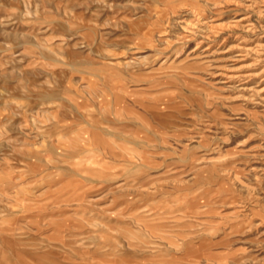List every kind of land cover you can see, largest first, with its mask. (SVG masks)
I'll return each instance as SVG.
<instances>
[{
    "label": "rangeland",
    "instance_id": "1",
    "mask_svg": "<svg viewBox=\"0 0 264 264\" xmlns=\"http://www.w3.org/2000/svg\"><path fill=\"white\" fill-rule=\"evenodd\" d=\"M0 264H264V0H0Z\"/></svg>",
    "mask_w": 264,
    "mask_h": 264
},
{
    "label": "bare ground",
    "instance_id": "2",
    "mask_svg": "<svg viewBox=\"0 0 264 264\" xmlns=\"http://www.w3.org/2000/svg\"><path fill=\"white\" fill-rule=\"evenodd\" d=\"M233 26H235V25H233ZM249 26V25H248ZM237 27H239V26H237ZM261 46V45H260ZM247 49V48H246ZM250 53V52H249Z\"/></svg>",
    "mask_w": 264,
    "mask_h": 264
}]
</instances>
